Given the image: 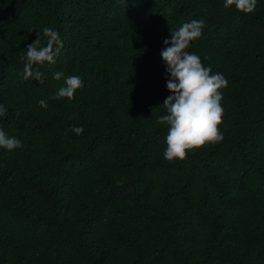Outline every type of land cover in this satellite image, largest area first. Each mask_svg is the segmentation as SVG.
I'll use <instances>...</instances> for the list:
<instances>
[{
	"label": "trees",
	"instance_id": "16d2710c",
	"mask_svg": "<svg viewBox=\"0 0 264 264\" xmlns=\"http://www.w3.org/2000/svg\"><path fill=\"white\" fill-rule=\"evenodd\" d=\"M223 4L0 0V130L22 145L0 147V264H264V0ZM193 20L186 51L228 81L224 139L169 162L161 52ZM49 27L63 47L43 84L25 81ZM68 76L83 82L71 101Z\"/></svg>",
	"mask_w": 264,
	"mask_h": 264
},
{
	"label": "clouds",
	"instance_id": "9594fccd",
	"mask_svg": "<svg viewBox=\"0 0 264 264\" xmlns=\"http://www.w3.org/2000/svg\"><path fill=\"white\" fill-rule=\"evenodd\" d=\"M256 5L257 0H224L223 7L230 9L235 6L238 12L248 15L254 13ZM204 27V20H193L184 23L178 30H171V40L164 41L165 45L170 43L171 46L161 52L170 75L167 89L172 95L165 99L163 107L167 115L161 116L158 123L168 126L164 158L169 162L183 161L189 151L224 139L219 130L223 116L221 90L228 86V81L222 74H211V68H205L198 55L186 51L190 42L201 37ZM38 33L37 39L27 47L26 55L21 59L24 60L23 79L28 81L33 78L43 84L44 74L40 66L45 62L54 63V57L61 51L63 43L58 31L53 28H44L42 33ZM62 76L63 73L59 71L54 74L56 80ZM65 85L57 95L71 101L77 89L83 87V82L78 76H68ZM39 103L42 108L47 107L45 101ZM5 115L6 109L0 105V116ZM72 131L80 135L84 129L74 127ZM21 146L18 139L0 130V147L14 150Z\"/></svg>",
	"mask_w": 264,
	"mask_h": 264
}]
</instances>
